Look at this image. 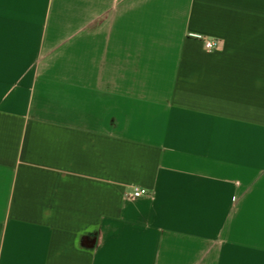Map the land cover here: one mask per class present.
<instances>
[{"label": "crops", "instance_id": "obj_1", "mask_svg": "<svg viewBox=\"0 0 264 264\" xmlns=\"http://www.w3.org/2000/svg\"><path fill=\"white\" fill-rule=\"evenodd\" d=\"M0 264H264V0H0Z\"/></svg>", "mask_w": 264, "mask_h": 264}, {"label": "built area", "instance_id": "obj_2", "mask_svg": "<svg viewBox=\"0 0 264 264\" xmlns=\"http://www.w3.org/2000/svg\"><path fill=\"white\" fill-rule=\"evenodd\" d=\"M204 46L207 51H213L217 47V41L206 40ZM126 194L133 198L142 197L148 194V190L145 188H139V187H128Z\"/></svg>", "mask_w": 264, "mask_h": 264}]
</instances>
